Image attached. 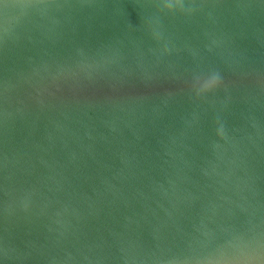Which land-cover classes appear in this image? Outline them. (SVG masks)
I'll return each instance as SVG.
<instances>
[{"label":"water","instance_id":"95a60500","mask_svg":"<svg viewBox=\"0 0 264 264\" xmlns=\"http://www.w3.org/2000/svg\"><path fill=\"white\" fill-rule=\"evenodd\" d=\"M183 4L0 2V264L264 252V0Z\"/></svg>","mask_w":264,"mask_h":264},{"label":"clouds","instance_id":"9594fccd","mask_svg":"<svg viewBox=\"0 0 264 264\" xmlns=\"http://www.w3.org/2000/svg\"><path fill=\"white\" fill-rule=\"evenodd\" d=\"M164 10L168 12H181L191 14V8H186L182 0H165ZM221 78L218 73H213L207 77H195L191 83V91L194 96L200 97L220 86ZM220 135H224L223 125L218 129ZM200 264H264V252L261 251V245L257 244L255 249L245 251L240 258L235 261L225 260H206Z\"/></svg>","mask_w":264,"mask_h":264},{"label":"snow or ice","instance_id":"6c2138e0","mask_svg":"<svg viewBox=\"0 0 264 264\" xmlns=\"http://www.w3.org/2000/svg\"><path fill=\"white\" fill-rule=\"evenodd\" d=\"M0 2H3V0H0ZM161 3H162V6L165 7V0H161ZM182 3H183V0H182Z\"/></svg>","mask_w":264,"mask_h":264}]
</instances>
